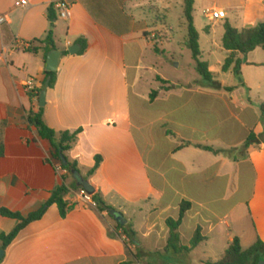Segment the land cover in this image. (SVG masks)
Returning <instances> with one entry per match:
<instances>
[{
    "label": "crops",
    "instance_id": "0c3cea01",
    "mask_svg": "<svg viewBox=\"0 0 264 264\" xmlns=\"http://www.w3.org/2000/svg\"><path fill=\"white\" fill-rule=\"evenodd\" d=\"M19 1L0 0V17L5 18L0 24V123L8 124L0 158V211L28 217L64 184L71 190L66 201L74 209L63 219L56 205L50 207L20 232L0 264H123L129 259V240L115 234L108 213L81 201L80 190L74 189L77 180L61 172L60 163H50L51 143L41 140L28 121L30 111L40 107L24 84L35 79L41 89L49 52L69 53L80 39L87 49L80 54L79 45L78 54L63 55L56 85L47 92L44 120L57 133L80 132L66 156L77 163L83 179L96 157L102 158L88 182L125 218L140 247L165 251L170 233L166 220L179 217L183 201L193 205L180 229L184 246L199 226L209 241L208 232L216 231L222 219L231 220L227 229L238 234L243 212L235 200L246 191L247 220L256 241H264V50L240 56L242 83L222 71L229 54L223 46L225 23L238 31L264 23L261 0H194V9L202 14L209 8L226 14L221 20L208 18L206 39L199 40L201 61L221 89L203 82L195 61L190 67L200 78L171 80L167 61L154 54L191 53L188 38L178 41L168 30L150 35L168 27L177 6L184 14V0H68L71 18L61 20L55 8L53 22L50 10L59 0H29L27 9L17 7ZM161 15L163 22L158 21ZM50 31L55 49L44 42ZM155 91L158 96L151 101ZM251 132L258 143L247 151ZM220 200L228 209L218 216ZM19 223L0 214V234H11ZM184 229L190 237H184ZM186 257H168L167 264H184L177 259Z\"/></svg>",
    "mask_w": 264,
    "mask_h": 264
},
{
    "label": "trees",
    "instance_id": "16d2710c",
    "mask_svg": "<svg viewBox=\"0 0 264 264\" xmlns=\"http://www.w3.org/2000/svg\"><path fill=\"white\" fill-rule=\"evenodd\" d=\"M184 2V17L186 19L188 29V40L186 47L192 53L193 60L196 63V70L202 77L203 82L209 87L221 89V83L215 80L214 74L209 70V65L201 61L202 52L199 44L200 34L194 22L195 1L184 0ZM54 9L55 5L50 10V18L52 22L56 20ZM224 29L225 34L223 38V46L229 54L222 67V71L223 73L232 72L242 83L243 59H241L240 56L246 57L258 48L264 50V23L251 28L243 29L242 31H238L227 22L224 25ZM205 31H207V29H205ZM44 42L50 44L52 48H56L54 45L53 31L49 32ZM77 43L81 46L80 54H83L87 49L86 41L80 39L77 41ZM64 54L68 55L69 53L65 52ZM48 79H50V88H54L57 81V73H49L46 71L42 88L37 89L35 94L31 96L32 98L39 99L40 93L44 89L45 83ZM159 80L162 81L160 78ZM225 89L228 92H232L235 88ZM157 96L158 92H152L150 96L151 101H154ZM44 111V108H39L38 111L31 110L28 115V121L36 128L38 136L41 140L51 143L53 150L51 153L50 163L52 164V161L60 163L62 168L71 175H73L75 171L79 172L77 163L69 161L66 154L77 143L80 132L78 131L71 133L66 131L57 133L46 124L44 120ZM261 113L262 120L264 122V103L261 105ZM7 125V122L0 123V158L4 157L5 155L4 131ZM255 143H258V138L253 132H251L247 142L245 143V150L248 151ZM204 149L213 151L210 147H204ZM61 154L66 157L68 161L67 166L63 164ZM95 161V166L88 173L87 178L83 179L87 184L89 183L88 177L93 176L99 169L102 163V158L98 156L96 157ZM84 182L77 180L75 182L74 189H84L86 191ZM70 191V188L66 184L57 187L52 191L51 197L42 206V208L38 212L30 214L28 217H24L19 213L11 212L7 209H1L0 214L3 217L14 219L20 222L11 234H0L2 250L6 251L9 245H11V243L17 238L22 230L28 227L31 223L41 220L47 213L48 209L54 205L59 208L61 217L65 219L69 212L74 209V205H69V203L66 201V197L69 195ZM92 198L97 203V211L100 213H108L109 217L115 221V226L113 227L115 234L119 235L120 237H126V239L129 240V243H126L129 259L123 264H167L169 263L167 260L168 257L189 256L196 249L201 247L206 241H208V238L203 235L202 227L199 226L195 231L190 245L184 246L182 244L180 229L185 221L187 213L193 207L191 202L183 201L180 204L179 217L177 219L169 218L166 220V225L169 228L170 233L168 245L165 251L157 253L147 252L140 247V244L137 241V233L132 229L131 226L123 225L116 219V216L112 214V212H116V210L106 205L101 194L94 193ZM132 246H135L136 249L132 250ZM262 260H264V241L258 238L252 247L244 250L240 238L236 237L233 242L229 244L228 248L217 262L208 264H259ZM1 261L2 259L0 262Z\"/></svg>",
    "mask_w": 264,
    "mask_h": 264
},
{
    "label": "rangeland",
    "instance_id": "374dc122",
    "mask_svg": "<svg viewBox=\"0 0 264 264\" xmlns=\"http://www.w3.org/2000/svg\"><path fill=\"white\" fill-rule=\"evenodd\" d=\"M178 2L182 3L183 0H178ZM194 17L196 20V27L199 29L200 36L202 38V41H205L206 34L203 31L204 26L207 25L210 21L208 17H206L204 14H202V11L199 8H196ZM158 21L163 22L162 15L159 16ZM62 26V30L65 29L64 23L60 22ZM168 27L163 28L161 30H154L150 35H155L156 37H159L160 35H163L166 33L165 31L168 30L170 33L168 36L170 37H176L178 41H182L184 38H188V29H187V23L186 19L183 14V8L181 5L177 6L173 13L170 15L168 19ZM222 32L220 31L218 36H221ZM161 53L154 54L156 56H160L164 61H167L168 64V73L167 75L170 77L171 80H177L182 82H187L188 80H193L195 78H200L197 73H195L193 67H190V65L194 62L192 58V54L190 52H185L182 55L180 54H174L170 53L169 50ZM197 77H196V75ZM148 87V84L145 85ZM150 91L152 89H155L154 86H151L148 88ZM229 191H233V188L229 189ZM228 193V190H227ZM246 193L242 195L241 200H235V202H240L242 204V218L239 222V224L236 226V233L238 234H232L233 230L227 229V224L231 222V220L228 219H222V224L220 227L214 231V232H208L209 241L202 245L200 248L196 249L192 254L187 256L183 259H177L178 261L184 263V264H208V263H215L217 262L223 253L226 251L228 244H229V238L230 237H240L242 241V246L244 250L249 249L256 243V234L253 228H251L249 221L247 220V203L248 200H245ZM228 202V200H227ZM228 209V203L224 204L220 200L217 205V214L218 216H221L226 210ZM184 237H190V232L187 231V229L183 230ZM186 245H189L188 242H186ZM161 245V244H160ZM149 249H155L154 246H149ZM161 247V246H160Z\"/></svg>",
    "mask_w": 264,
    "mask_h": 264
},
{
    "label": "built area",
    "instance_id": "2783aa9c",
    "mask_svg": "<svg viewBox=\"0 0 264 264\" xmlns=\"http://www.w3.org/2000/svg\"><path fill=\"white\" fill-rule=\"evenodd\" d=\"M262 3L264 4V0H261ZM17 7L23 8V9H27L30 6V2L29 0H21L19 1L17 4ZM55 8L58 14V17L61 20L67 21L71 18L72 15V4L68 1V0H59L56 2L55 4ZM203 14L208 17V18H212L213 20H221L226 18V14L223 11H219V10H214V9H206L204 10ZM5 22V18L0 17V24H3ZM72 44L68 43V47H71ZM31 47V46H28ZM24 89L25 92L32 96L33 94H35L36 90H37V82L35 79H29L26 81V83L24 84ZM59 170L61 172L64 173H68L66 170H64L62 168V166L59 167ZM81 201L96 209L97 208V203L93 200L92 196L89 195L84 189H81L79 192Z\"/></svg>",
    "mask_w": 264,
    "mask_h": 264
},
{
    "label": "water",
    "instance_id": "95a60500",
    "mask_svg": "<svg viewBox=\"0 0 264 264\" xmlns=\"http://www.w3.org/2000/svg\"><path fill=\"white\" fill-rule=\"evenodd\" d=\"M80 51V46L79 45H75L73 47H71L69 49V53L72 55L78 54ZM63 52L59 51V50H53L51 52H49L48 54V58H47V65H46V71L49 73H57V71L59 70L60 64H61V59L63 58ZM50 88V79H48L45 83L44 89L41 91L40 93V97H39V107L40 108H45L46 104H47V92L48 89ZM61 158L63 161V164L65 166L68 165V161L66 159V157L61 154ZM73 177L76 180H81L82 182H84L81 174L77 171H75L73 173ZM84 186L86 187V192L89 195H93L95 193V189L93 188V186L90 183H85L84 182ZM113 215L116 216V219L118 221H120L123 225H126L127 221L125 220V218L119 214L118 212H112ZM5 252L2 250L0 251V259H3ZM259 264H264V262H260Z\"/></svg>",
    "mask_w": 264,
    "mask_h": 264
},
{
    "label": "flooded vegetation",
    "instance_id": "af4514ba",
    "mask_svg": "<svg viewBox=\"0 0 264 264\" xmlns=\"http://www.w3.org/2000/svg\"><path fill=\"white\" fill-rule=\"evenodd\" d=\"M261 262H264V260H262Z\"/></svg>",
    "mask_w": 264,
    "mask_h": 264
}]
</instances>
